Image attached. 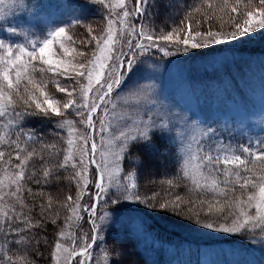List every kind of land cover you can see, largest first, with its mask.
Listing matches in <instances>:
<instances>
[{
	"label": "snow or ice",
	"instance_id": "obj_1",
	"mask_svg": "<svg viewBox=\"0 0 264 264\" xmlns=\"http://www.w3.org/2000/svg\"><path fill=\"white\" fill-rule=\"evenodd\" d=\"M92 3L103 5L108 15L102 33L95 35L89 27L87 33L90 40L81 41L84 44L95 42L91 58L76 63H73L76 59L74 56L67 59L71 52H76L79 57H86L87 53L75 48L70 52L69 46L75 41L65 27L50 28L42 37L32 39V33L24 27L28 24L27 20L21 19L16 26L7 28L14 42L0 39V124L3 127L0 146L10 150L7 160L4 159L6 153L0 151V232L6 227L8 233L5 235L15 233L18 239L14 243L17 245L23 243L30 246L34 241L38 247L41 239L46 242V237L37 238L38 233H33L44 230L49 222L56 225L63 212H67V216L59 232L60 238L65 236V230L71 228L74 221L82 219L81 212L88 213L90 218L95 217L97 203H82L85 195H91L90 184L96 190V202L104 195L113 196V204H118L122 199L148 203L153 198L141 200L139 194L133 192L137 188L134 173L123 174L119 161L134 145H140L145 150L155 148V132H151L153 128L171 133L173 128L178 127L177 123L173 122L172 117H168L167 123L162 121L159 125L151 117L140 123L133 121L132 124L120 117L122 123L119 128H113L111 121L106 122L110 115L113 120L116 119L117 105L112 99L116 90L131 80L130 75L141 68L145 57L153 55V49L165 57L191 54L194 50L207 51L214 45L238 42L264 31V0H258V3L255 0H220L218 4L215 0H203L200 6L192 7L178 22L173 20L172 25L162 29L152 27L150 20L160 14L161 6L165 10L171 7L165 0H92ZM3 5L5 0H0V6ZM16 7H23L22 0H12L8 10L0 7V21L7 23V17L14 14L12 9ZM213 19L219 24L216 30H213L211 23ZM204 24L209 25L207 31L203 30ZM57 49L64 58H58ZM49 78L56 85V92L64 93L66 99H57L47 91ZM59 78L69 83L61 85ZM153 91V85L137 82L130 89V94L138 102L148 104L152 102ZM29 118L54 123L56 129L67 128V146L47 143L34 131L25 132L24 124ZM97 122L102 139L103 134L110 131H118V134H111L107 142L112 156L111 169L105 172L98 166L95 179L90 180L89 164H95L97 151L93 139ZM77 124L89 131L77 128ZM180 128L175 139L180 141L183 161L176 177L166 183L170 188L183 185L198 198L186 200L177 194L174 200L160 207L171 206L173 210L182 211L183 206L188 205V212L195 217L194 222L205 229L234 234L264 233V148L254 152L251 146L241 145L237 150L217 141L215 130L210 127L190 133L185 121ZM56 134L59 136V132ZM28 141L39 147L30 146ZM34 160L38 161V165L33 163ZM69 165L75 170L72 177L77 189L75 198L68 195L53 213L54 200L48 195L47 201L39 204L38 216H33L35 196L43 197L45 194H34L31 188H25V182L40 185L59 181L61 172L67 170ZM256 165L262 169L259 174ZM237 187L244 190L251 187L258 189V192L248 195L246 200L237 198L233 201L230 194H234ZM25 191L33 197L32 205L26 203ZM207 193L214 194V202L199 198ZM218 197L227 198L224 205L234 206L237 212L224 217L225 222L217 226L209 217L214 209L223 215L224 207L220 206ZM197 205L200 211L194 212ZM252 208L255 209L254 214L247 211ZM202 213L204 220H201ZM106 216L107 213H104L100 220L103 221ZM90 222L94 233L91 240L94 243L100 229L95 219ZM92 246L89 243L77 252L74 247L71 250L64 247L58 239L52 258L56 259L57 253H63L65 264H72L77 256H89L88 249ZM22 258L25 264H31L26 255ZM57 264H60L59 260ZM80 264H84L83 260Z\"/></svg>",
	"mask_w": 264,
	"mask_h": 264
},
{
	"label": "rangeland",
	"instance_id": "obj_2",
	"mask_svg": "<svg viewBox=\"0 0 264 264\" xmlns=\"http://www.w3.org/2000/svg\"><path fill=\"white\" fill-rule=\"evenodd\" d=\"M22 1L26 5L13 12V15L8 16L7 23L0 21V39L3 38L4 34L11 38V34L7 31L8 27L19 24L21 19L33 23L39 18L36 9H46L54 13H61L62 27L68 29L69 34L73 36L75 41L74 44L69 46L70 52L72 48H75L77 51L87 53L86 57H79L76 52H71L67 59L74 56L76 59L73 60V63H76L91 58L95 42L84 44L81 41L90 40L87 33L89 27L94 30L93 34L95 35L103 32L108 15L103 5L94 4L92 0ZM165 2L169 3L171 7L165 10L161 6L160 14L150 20L151 26L156 29L172 25L173 20L178 22L181 16L192 7L200 6L203 0H165ZM215 2L218 4L220 0H215ZM255 2L258 3V0H255ZM93 5H97L100 11L94 9ZM29 7L32 10L29 11ZM76 7H80L78 18L64 26L74 17ZM129 7H131V4H129ZM87 11L94 12L93 19L89 22H86ZM153 12H155V9H153ZM196 18L200 17L197 16ZM211 23L213 30L219 27L215 19ZM50 28L54 27L46 25L45 31L47 32ZM208 28V24L203 25L204 31H207ZM125 51H127L126 48ZM194 51L191 54L182 53L165 57L153 49V55L145 57V62L140 66L141 68L136 69L130 75L131 80H128L126 84L116 90V94L113 95L112 99L117 105L115 109L116 119L113 120L111 115L106 118V122L111 121L113 128H119L120 123H122L120 117L127 119L129 124H132L133 121L136 123L147 121L151 117L158 125L162 121L167 123L168 117H172L173 122L177 123L178 127L173 128L171 133L167 130L161 131L159 128H153L151 132H155V148L145 150L140 145H134L119 161L123 174L134 173L137 188L133 189V192L138 193L141 200L153 197L148 203L122 199L118 204H113L111 201L114 197L104 195L98 202L95 217L90 218L88 213L81 212L82 219L78 221L77 228H74V221L72 227L65 230V236L60 238L59 232L63 229L67 216V212L62 210L63 214L60 216L61 220L56 227L55 238L56 242L59 239L64 247L72 249L70 236L73 229L71 240L74 231H77L78 234L75 247L82 248L86 247V244L88 245L93 232L91 219L96 220L100 229L98 239L88 249L89 256H79L72 264H80L81 260L84 264H140L133 257L136 254L132 246L129 245L128 238L131 235L136 240L138 239L141 244L145 242L143 246L148 247L152 242V238L147 231L152 228L151 221L147 218L149 216L155 217L166 228L185 232L184 234L198 241L196 242L198 247L191 245V249L178 241L167 245L163 250L164 258L160 264H252L256 254L264 253V250L259 248L260 244H263L264 247V241L254 243L256 245L254 250L240 247L239 245L243 244L241 241L215 246L216 240L219 241L221 237L234 233H221L214 229H205L196 224L194 222L195 217L188 212V205H184L182 211L179 209L173 210L171 206L167 208L160 207L161 204L174 200L177 194L186 200L198 198L196 194L187 191L183 185L180 188H170L166 183V181L174 179L177 175L173 167L174 161L170 159V150L179 159L178 172L180 171V163L183 161L184 154L180 150V141L175 139L181 130L180 125L182 122L186 121L187 130L190 133H196L208 127L214 129L217 141H222L224 145H230L237 150L241 145L251 146L254 152L264 148V31L254 33L247 39L238 42L214 45L213 48L207 51H203V49ZM56 52L58 58H64L58 49ZM246 60H251L253 67L244 72L242 64ZM260 76L263 78L262 81ZM49 77H51V74H49ZM247 78H250L251 82ZM59 79L61 85L69 83L63 78ZM137 82L154 86L151 103L138 102L136 97L130 94V89ZM82 83H86V81H82ZM234 85L235 87H233ZM196 90H199L202 94L195 93ZM47 91L57 99H66L64 93L56 92V85L51 78L48 79ZM109 108L111 110V106ZM31 121L33 119L29 118L28 122ZM76 127L83 131H89L80 124H77ZM38 129L46 136L45 142L57 143L60 147H62V143H66L64 130L56 129L54 123L40 122ZM99 129L100 126L97 122L93 133V139L97 145L94 158L97 167L99 166L100 169L106 172L111 169L112 165L110 146L107 142L110 135L118 134V131L104 133L102 139ZM0 131H3V127L0 128ZM45 132H49L48 136ZM57 132H59V136L56 134ZM89 152H91L90 145ZM238 154L241 153L238 152ZM250 166H252L251 162ZM91 168V164H89L88 178L94 180L97 172ZM261 170V167L256 165L257 174ZM64 175L69 180L68 176ZM253 179H255V176ZM67 180H54L52 182V190L45 192L43 198L38 199L35 207L38 212L32 214L33 216H38L40 212L38 205L41 201L46 202L48 195H51L54 200L53 213L57 210L59 203L65 201L68 195L75 198L77 194L76 183L74 180H71V182ZM89 190L91 195H85L82 202L85 205H90L95 199L96 190L92 184L89 185ZM257 192L258 189L255 188L249 187L244 190L237 187L235 193L230 195L233 201L237 198L246 200L248 195ZM213 195L207 193L199 198L214 202ZM218 199L221 202L220 206L224 207L223 215L214 209L213 215L209 217L217 226L225 222L224 217L237 212L234 206L227 207L224 205L227 198L218 197ZM130 206L137 210V215L143 212L144 220H138V216L137 218L134 216L133 219L131 214H126L123 208ZM206 210L207 206H205ZM193 211H200L199 205ZM247 211L252 214L255 213L254 208L247 209ZM104 213H107V216L101 221L100 217ZM204 219L202 213L201 220ZM33 235H37V238L45 237L39 231L33 233ZM16 239H18L17 236ZM47 240L45 242L44 239H41L38 247L34 241L31 245H34L37 248V253H39L41 248L48 246ZM10 244L13 245V243ZM26 246L25 244L24 248ZM27 251L29 252V250ZM25 255H28V253L22 250L20 254H16L14 260L18 261V264H25V261H19ZM28 260L31 264H57V260L60 261V264H65L63 253H57L56 259H53L51 254L46 263L38 255L37 261H31L30 258Z\"/></svg>",
	"mask_w": 264,
	"mask_h": 264
},
{
	"label": "trees",
	"instance_id": "obj_3",
	"mask_svg": "<svg viewBox=\"0 0 264 264\" xmlns=\"http://www.w3.org/2000/svg\"><path fill=\"white\" fill-rule=\"evenodd\" d=\"M38 125H40V121L33 120L31 122H28L27 125L24 124V127H27V129H31L32 131L35 132L36 135H38L39 133L42 132L40 129H38ZM83 128H84V126H83ZM45 134L48 136L49 132H45ZM64 134L66 135V140H67L68 139L67 128L64 129ZM38 136H39V138H41L43 140L46 138V136L44 134H42V135L39 134ZM13 138H14V136H13ZM73 139L75 140L76 138L73 137ZM27 143L30 146H35V147L38 146V145H32L31 142H29V141ZM66 146L67 145L65 142L62 143V147H66ZM0 151H4L6 153L4 159L7 160L9 158L10 150L6 146H0ZM170 155H171L170 159L174 161L173 167L175 168V172L178 173V170H179L178 159H177L175 153L171 150H170ZM60 158L62 159V154H61ZM13 163H16V161H13ZM33 163H36L38 165V161L34 160ZM74 172H75V170L72 169L71 166L69 165L67 170H64L61 172V174H60L61 179L59 181L67 180V178H65V175H64V174H66L68 176L70 182H71V180H73L72 177L74 175ZM38 175H39V173H38ZM69 180H67V181H69ZM52 182L50 184H43L42 183L40 185H37L34 182L26 181L25 182V188H31L32 192L34 194L40 193V192L45 193V192L52 190ZM5 191H7V189H5ZM24 198H25L26 203H28L29 205H32L33 197L29 196L26 191L24 193ZM39 198H43V197H40L39 195L35 196V203L38 202ZM5 199L7 200L8 198L6 197ZM9 203H14V201H9ZM17 210H19L18 206H17ZM61 211H62V209H61ZM37 212L38 211L36 209H34L32 214H36ZM60 220L61 219L59 218L56 225H52L49 222L47 227L44 230H42V231L37 230L41 233V235L45 236L46 239H48L47 240L48 246L46 248H43V249L41 248L39 250V253H37V248L34 245H30V246L27 245L26 247H27V250H29V252L28 251L26 252V253H28V255H26V256H28V258H30L31 261H34V260L37 261V255H38L41 258V260L44 259L43 260L44 263L48 262V258L51 257V254L54 251V244L56 242L55 232L57 230L56 227L59 225ZM155 220L158 221L156 218H155ZM78 221H75L74 228L75 227L77 228ZM158 226L160 227V229H163L164 227H166V226L162 225L159 221H158ZM73 230L71 231V236H72ZM171 231H172V229L167 228V229L161 230L160 232H161V234H166V232H171ZM176 232L180 233V231H176ZM5 233H8V229L6 227L4 228L3 232H0V264H18V261L16 262L14 260L15 256L18 253L20 254L22 250H25V248H26V247L24 248L25 244H23V243L20 245L15 244L14 241H15L16 234L15 233H9V235L8 234L5 235ZM182 233H185V232H182ZM262 234H264V233L259 232V231L243 232V233L229 234L227 236L221 237V239L222 240L223 239L232 240V239H240V238H252V237L262 235ZM73 235L74 236L72 237V240H71V236H70V242H72V248L75 246V243H73V241L77 242V239H78L77 231H74ZM6 238H8V239H6ZM78 242H80V240H78ZM128 242H129V245L132 246V249H133L134 253L136 254V256L133 255V257L136 258L140 264H151L149 262L148 258L145 257L141 253V251L138 248V246L136 245V243L130 237L128 238ZM10 243H13V245ZM89 254H90V252H89ZM19 258H20V255H19ZM19 261H24V260L20 259Z\"/></svg>",
	"mask_w": 264,
	"mask_h": 264
}]
</instances>
